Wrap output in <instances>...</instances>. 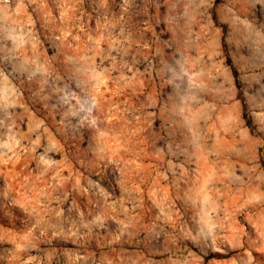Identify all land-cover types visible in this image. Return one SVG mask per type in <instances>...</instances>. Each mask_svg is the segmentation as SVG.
Here are the masks:
<instances>
[{"label":"rangeland","instance_id":"1","mask_svg":"<svg viewBox=\"0 0 264 264\" xmlns=\"http://www.w3.org/2000/svg\"><path fill=\"white\" fill-rule=\"evenodd\" d=\"M0 264H264V0H0Z\"/></svg>","mask_w":264,"mask_h":264},{"label":"trees","instance_id":"2","mask_svg":"<svg viewBox=\"0 0 264 264\" xmlns=\"http://www.w3.org/2000/svg\"><path fill=\"white\" fill-rule=\"evenodd\" d=\"M223 49L225 51V53H227V47H226V44L223 43ZM230 62V61H229ZM234 75H235V78L237 80V86L239 88V90H241V83L239 81V75H238V72L236 70H234ZM239 96L241 97L242 96V92L240 91L239 93ZM246 118H247V125L249 126V128L253 131V126H252V122L250 119H248V115L246 114Z\"/></svg>","mask_w":264,"mask_h":264}]
</instances>
